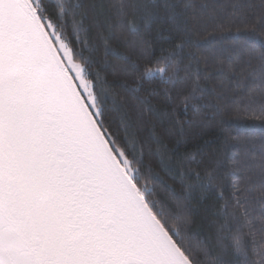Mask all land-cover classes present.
<instances>
[{
  "label": "snow or ice",
  "instance_id": "6c2138e0",
  "mask_svg": "<svg viewBox=\"0 0 264 264\" xmlns=\"http://www.w3.org/2000/svg\"><path fill=\"white\" fill-rule=\"evenodd\" d=\"M0 264H264V0H0Z\"/></svg>",
  "mask_w": 264,
  "mask_h": 264
},
{
  "label": "trees",
  "instance_id": "16d2710c",
  "mask_svg": "<svg viewBox=\"0 0 264 264\" xmlns=\"http://www.w3.org/2000/svg\"><path fill=\"white\" fill-rule=\"evenodd\" d=\"M145 39H148V37L147 36H145L144 37ZM152 38L154 39V33L152 34ZM158 54V53H157ZM230 119L233 121V122H235V118L234 117H230ZM240 132H241V134L243 133V131H244V129H245V127L247 126V125H251V124H253L254 122L253 121H250V120H240Z\"/></svg>",
  "mask_w": 264,
  "mask_h": 264
}]
</instances>
